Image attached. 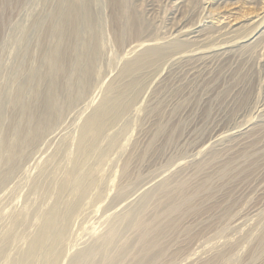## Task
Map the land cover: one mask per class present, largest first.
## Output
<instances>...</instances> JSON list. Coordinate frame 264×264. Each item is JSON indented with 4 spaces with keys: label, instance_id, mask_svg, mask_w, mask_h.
I'll list each match as a JSON object with an SVG mask.
<instances>
[{
    "label": "rangeland",
    "instance_id": "obj_1",
    "mask_svg": "<svg viewBox=\"0 0 264 264\" xmlns=\"http://www.w3.org/2000/svg\"><path fill=\"white\" fill-rule=\"evenodd\" d=\"M75 1L0 0V264H51L26 254L57 204L73 212L53 264L125 244L122 264H135L139 220L156 230L149 264H264V35L241 42L263 31L264 0H79L99 51L93 74L86 86L77 72L61 78L51 123L29 127L48 81L36 78V93L24 83L48 72L46 52L62 44L49 22ZM77 30L87 43L90 30ZM103 101L97 149L81 153Z\"/></svg>",
    "mask_w": 264,
    "mask_h": 264
},
{
    "label": "bare ground",
    "instance_id": "obj_2",
    "mask_svg": "<svg viewBox=\"0 0 264 264\" xmlns=\"http://www.w3.org/2000/svg\"><path fill=\"white\" fill-rule=\"evenodd\" d=\"M250 2L258 3V0H250ZM78 3H79V0H78ZM78 3L77 2L69 3L66 5L65 8L61 6V9L59 8L60 11L58 14V18L56 19L57 17L56 16L49 22V26H48L49 31L57 35L58 37H60V39H62V44L51 49L49 52H46L47 54L45 58H46V62L48 65V72L45 75H40L37 73L35 75L32 74V76L28 78V80L24 83L25 86L33 87V82L36 78L37 79H40V78L47 79L48 81V92L43 96V99L41 102L40 113L38 112L37 115H33L31 108H28V114L26 116V123L27 125H29V127L31 126L32 122L36 120V118H37L36 125H40L41 123H51L52 115L59 108L57 96H58V92L61 86V84H59L61 78L69 77L73 72H77L80 86L81 85L86 86L87 83L89 82L90 77L93 74L95 57L98 55L99 51H98V48L95 42V34L93 33L92 23L87 13L86 5L83 2L79 4ZM263 5L264 4H262V6ZM258 11L261 12V10H258ZM78 23L85 24L87 29L90 30V33H91L89 41L87 43L85 42L84 44H81L80 46L79 44H80L81 37H80V31L77 30ZM261 26H263V31L262 29H260L259 31H255L253 34L249 35V37H247L241 42L242 43L249 42L248 45H252L258 42V40L261 39V37L264 35V22L263 24H261ZM230 33L231 32L229 31L228 34ZM235 42H238V41H235ZM238 44L239 43H235L232 46H235ZM79 47H81L80 48L81 51L78 52L77 50H79ZM75 52L76 53L78 52L77 58H75V60H73L72 62L71 56ZM158 52H159L158 48H149L146 51L147 54L149 53L152 55ZM223 53L225 54L226 52L224 51ZM134 64L136 65L137 62L131 65H128L125 70H129L131 66H133ZM128 85L129 87H132L134 85V81L129 83ZM23 88L24 86L22 87V91H21V87L20 88L18 87L17 89H20L19 90L20 92H18L19 94L15 98L12 99L11 103L15 107L22 106L21 94L23 92ZM37 91H38V87L37 85H34L33 92L36 93ZM121 96L123 95L121 94ZM117 98H120V97L118 96ZM110 104L111 103L107 101H103L101 105L98 108H96L97 110L86 120L82 128L79 144L77 145L78 146L77 151L81 153L89 152L91 154L96 151L97 144L95 142H97L102 137L103 127L105 125V118L111 108ZM115 104H116V101H115ZM263 107H264L263 105L262 106L259 105L255 113H258L259 111H264ZM0 113H3V112H0ZM90 140H93L92 145H89ZM9 149L13 151L14 148L11 145ZM12 157H13V154H11L9 161L12 159ZM71 181L74 187V180L72 177H71ZM76 206L78 209L79 205H76ZM74 209L76 211V208ZM71 212L73 211L69 210V213L63 214L60 210L59 204H57L53 209H51L45 215V223L41 230V234L32 243L29 250L27 251L26 255L29 260H34L37 257H39L43 261L53 264V262H50V260L52 257H54L55 259L58 258L57 256L59 252L57 251L56 247L58 246L60 242L62 243V240L63 238H65V235H66L65 226L61 227V224L65 221V219L66 221L68 220V217L71 216ZM135 227L137 228V231L139 234L137 236L138 238L137 241L139 242L138 245H140L138 247L140 248L137 253L138 255L135 257V264H149V261L148 262L146 261L145 255L148 253L149 250L153 249L154 244L153 242L149 241V239H150V236L156 232V230H154V226H152L151 224H149V222H146L145 220H139L135 224ZM114 235L115 233L113 231L109 235L108 240L113 239ZM43 246H47L48 249H43ZM129 246L130 245L125 244L124 247L121 248V251L117 256H112L108 254L104 246L103 247L95 246L92 248L90 247V249L84 252L78 253V255H76V257L73 259V261L70 264H92L94 257L98 254L99 255L101 254L104 256V264H122V260L124 256L129 253V249H130ZM160 256H161V252H157L153 254L151 261H157L160 258Z\"/></svg>",
    "mask_w": 264,
    "mask_h": 264
}]
</instances>
